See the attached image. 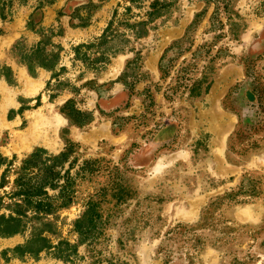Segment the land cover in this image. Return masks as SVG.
I'll return each mask as SVG.
<instances>
[{
    "label": "rangeland",
    "instance_id": "1",
    "mask_svg": "<svg viewBox=\"0 0 264 264\" xmlns=\"http://www.w3.org/2000/svg\"><path fill=\"white\" fill-rule=\"evenodd\" d=\"M151 1L0 0V154L18 163L71 140L78 164L103 159L73 204L0 235V264H264V0H173L137 38L126 22ZM45 37L59 64L32 75L23 56ZM100 50L108 63L92 62ZM71 101L90 123L73 124ZM101 188L102 223L81 242L75 223ZM37 231L52 248L13 251Z\"/></svg>",
    "mask_w": 264,
    "mask_h": 264
},
{
    "label": "trees",
    "instance_id": "2",
    "mask_svg": "<svg viewBox=\"0 0 264 264\" xmlns=\"http://www.w3.org/2000/svg\"><path fill=\"white\" fill-rule=\"evenodd\" d=\"M136 2L138 0H131ZM211 1V0H207ZM214 1V0H213ZM219 1V0H215ZM229 2L230 0H220ZM173 0H152L148 10L145 11L141 20L134 23L126 22L127 28L131 29L137 38L145 36L151 27L149 23L155 18L164 15L173 5ZM130 9V7L128 8ZM0 15L4 18V14L0 9ZM111 39L109 34H103L98 39V43L81 44L75 47L76 51L82 48L97 47ZM47 37L43 38L33 51L24 54L23 58L34 57L35 62L25 61L29 71L35 75L33 68L42 67L48 70H54L60 61L59 45L48 43ZM129 42V39L127 40ZM57 48V50H47V46ZM19 44L15 45V47ZM124 48H116L114 53L122 51ZM105 51L100 50L99 56L92 60L94 63H108L110 56L105 55ZM22 58V57H21ZM7 69V68H6ZM8 70V69H7ZM7 80L12 81L6 76ZM51 82L48 83V86ZM209 90L206 88L205 92ZM200 93H197L199 95ZM65 110L73 124L83 126L92 121L89 113L78 110L74 107L72 101L68 102ZM63 109V112H65ZM80 144L71 140L63 151L58 154L49 153L45 148H36L32 153L26 155L17 163V156L8 159L0 154V168H3L0 180V188L12 183L11 191L6 192L9 198L7 206L11 210L9 216H0V235L11 236L21 233L28 223L32 220L42 222L45 216L55 213L61 208H65L73 204L77 198V177L93 175L102 168L103 159H85L81 164H78L79 159L74 153H77ZM78 165L75 174L72 173L73 168ZM117 168V167H116ZM13 175V180L10 182L9 175ZM113 181L112 183H114ZM120 184V183H119ZM118 196L121 197L126 193L124 184L118 185ZM107 189L101 188L95 194H90L86 200V210L83 216L76 221L75 231L79 234L81 242L87 241L93 236V233L98 232V227L102 223V208L101 203L104 201L102 197L106 194ZM117 196V197H118ZM126 198H117V203L124 202ZM4 203L3 197H0V204ZM37 230V228H35ZM53 247L51 240L43 234V232L33 233V237L27 244L17 246L13 249L14 252H22L26 256H38L42 251Z\"/></svg>",
    "mask_w": 264,
    "mask_h": 264
}]
</instances>
